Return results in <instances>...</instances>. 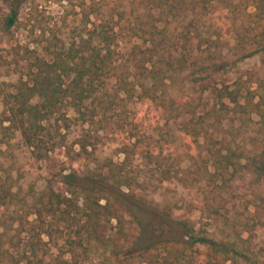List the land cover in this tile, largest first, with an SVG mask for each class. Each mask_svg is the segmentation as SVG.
I'll list each match as a JSON object with an SVG mask.
<instances>
[{
	"label": "trees",
	"instance_id": "obj_1",
	"mask_svg": "<svg viewBox=\"0 0 264 264\" xmlns=\"http://www.w3.org/2000/svg\"><path fill=\"white\" fill-rule=\"evenodd\" d=\"M202 1L149 0L152 6L159 8V13L165 11L172 16L194 12L197 7L206 14ZM243 1L246 6L254 8L248 15L264 18L263 0ZM232 3L230 0L229 4ZM78 7L83 17L82 29L76 35L63 41L48 27L51 35L45 36L44 30L36 40L41 45L42 54L25 49L28 64L22 71L24 77L20 76L13 85L0 82L3 114L0 142L7 144L18 132L22 142L30 148L32 162L37 163L50 153L55 154L57 160L61 154L69 160V171L58 173L56 181L60 187L57 189L48 183L43 193L32 199L14 190L10 173L0 163V264H83L84 257L89 255L106 260V264H196L197 245L208 249L201 264H252L249 249L240 236L220 241L205 235L196 236L194 227L186 219L180 216L173 219L170 211L166 213L168 221L185 230L183 237L165 235L163 223L159 221L161 230L157 236L141 244L140 222L133 208L143 205L146 200L141 194L138 173L133 169L131 159L141 153L138 141H128L118 147L124 156L122 160L104 159L98 169L87 167L80 170L72 162H77L84 152H88L89 143H80L78 151L65 147V134L60 130L93 122L99 109L103 113L120 110V115L125 113L129 101L147 100L162 118L179 123L184 143L198 146L199 134L208 126L215 111L225 113L231 108L247 116L255 113L264 128V94L257 91L260 84L255 89L252 87L259 78L255 77L254 81L250 76L247 84V80L238 77L231 85L222 84L220 87L211 82L208 75L194 78L201 91H210L219 104L218 109L197 115L189 100L172 95L166 83L169 71H174V63L183 68L188 59L184 53L173 61L164 57L165 53L178 51L179 47L168 37L166 28L158 27L159 17L150 15L152 19L137 27L135 32L143 43L152 45L147 50L151 52L149 57L144 55L146 49L136 47L145 57L133 58L136 67L150 64L145 67L144 79L150 81L146 85L144 81L134 83L130 79L128 63L132 58L123 59L118 55L114 26L104 19L95 0L90 3L82 0ZM17 15V10L12 8L10 13L0 17L1 36L10 35ZM251 36L250 49L246 53L242 51V57L255 52L258 47L264 49V27L260 31L254 29ZM183 38L185 44L190 42L186 35ZM235 39L238 47L245 50L240 33ZM181 48L186 50L184 44ZM153 56H156L155 60ZM191 64L195 65L196 61ZM224 101L231 102L233 107ZM123 126L121 124V128ZM163 140L167 143L169 137L165 136ZM61 147L64 151L57 153ZM222 148L207 152L212 166L208 176L212 181L225 182L238 171L243 159L252 166L258 179L264 177V140L260 152L251 158L244 151H235L229 146ZM162 153L151 148L147 158L161 166L164 162ZM158 172L164 179L179 176V171L174 169H158ZM122 188L126 189L123 191ZM111 220L115 221V231L105 237L101 235L103 222ZM51 246L59 252L48 263L46 257Z\"/></svg>",
	"mask_w": 264,
	"mask_h": 264
},
{
	"label": "rangeland",
	"instance_id": "obj_2",
	"mask_svg": "<svg viewBox=\"0 0 264 264\" xmlns=\"http://www.w3.org/2000/svg\"><path fill=\"white\" fill-rule=\"evenodd\" d=\"M81 1H0V17L10 13L12 8L18 13L10 35H0V82L13 85L22 76L28 64L26 48L42 54L41 45L36 40L44 30L45 36L51 35L48 27L63 41H69L72 35H76L82 29L83 16L78 7ZM85 1L90 3V0ZM229 1L204 0L206 14L197 7L194 12L187 11L176 16L165 11L159 13V8L152 6L149 0H95V3L101 7L104 19L114 26V44L118 55L123 59L132 58L128 67L131 69L130 79L134 83L144 81L149 85L150 81L144 79V75L145 67L150 64L136 67L133 58L139 60L149 57L151 52L147 50L152 48L148 42L143 43L135 32L138 31L137 27L152 19L150 15L159 17L158 27L166 28L168 37L179 47L178 51L171 50L164 57L173 61L184 53L188 59L183 68L174 61V71H169V78L166 79L169 90L172 95L187 96L188 99H182L189 100L196 114L206 115L208 111L218 109L219 104L214 101L210 91L203 92L194 83V78L198 76L208 75L211 82L219 87L222 84L231 85L238 77L247 80V84L250 76L252 80L258 77L259 82L252 84V87L255 89L260 84L257 91L264 94V49L258 47L255 52L242 57V51L246 53L250 49L248 46L252 43L253 30L263 29L264 18L248 15L254 8L246 6L243 0H232V4ZM237 33L241 34L245 50L238 47L235 39ZM183 35L190 42L185 44ZM183 44L186 50L181 48ZM136 47L146 49L145 56ZM193 60L196 61L195 65L191 64ZM212 60L213 63L210 62ZM224 103L233 107L229 101ZM240 103L245 104V101ZM230 109L225 113L214 112L208 126L199 134L198 146L191 142L184 143L179 123L162 118L161 113L155 112L147 100L129 101L125 113L120 115V110L103 113L99 109L93 116V122L74 125L68 130L62 128L60 133L65 134V147H71L74 151L80 149V143L88 141V152H84L77 162H72L80 170L87 167L98 169L104 159L120 161L124 156L118 147L128 141H138L141 153L131 159L132 167L138 173L141 194L146 200L143 205L133 208L140 222L141 244L157 236L161 230L159 221L163 223L165 235L183 237L185 230L168 221L166 213L170 211L172 218L180 216L186 219L194 227L196 236L205 235L216 241L240 236L244 246L249 249L250 262L264 264V177L258 179L245 159L241 161L238 171L225 182L212 181L208 176L212 171L207 153L209 150L229 146L235 151H244L251 158L260 152L264 140V128L257 114L247 116ZM2 118L0 105V120ZM165 136L169 137L167 143L163 140ZM1 138L0 133V141ZM151 148L156 153L163 152L164 162H161V166L147 158ZM60 151H64V147L57 153ZM54 155L50 153L37 163L32 162L30 148L22 142L18 132L7 144L0 142V163L10 173L14 190L27 199L40 196L48 183L57 189L60 187L57 176L60 172L69 171V160L62 154L57 160ZM158 169L178 170L179 176L164 179ZM125 189L122 188L123 191ZM114 225V220L104 221L101 235L107 237L113 233ZM196 247L199 253L195 255V262L201 264L208 249L202 245ZM58 252L57 248L49 247L47 262L51 263ZM84 258L83 264L107 263L95 255Z\"/></svg>",
	"mask_w": 264,
	"mask_h": 264
}]
</instances>
